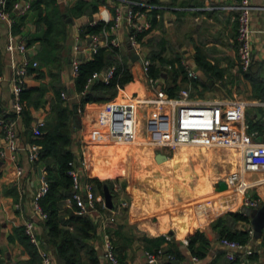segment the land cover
Returning <instances> with one entry per match:
<instances>
[{"label": "crops", "instance_id": "crops-1", "mask_svg": "<svg viewBox=\"0 0 264 264\" xmlns=\"http://www.w3.org/2000/svg\"><path fill=\"white\" fill-rule=\"evenodd\" d=\"M29 1L31 9L24 17H16L11 28L0 19V117L16 118L18 143L14 159L8 151L0 155V248L7 264H33V258L20 240V227L26 221L34 223L37 237L50 251L54 264H60L53 248L45 243V218L34 212L35 193L45 183L44 168L35 162L27 135L29 129L34 131L46 124L57 96L73 110L71 170L83 171L88 177L97 176L101 180L113 178L109 180L111 189L108 186L113 208L106 206L102 211L89 213L97 225L93 245L102 264H110L104 256L105 233L110 235L119 264H155L148 261L147 253L155 254L156 264H187L193 254L191 250L196 251L200 264H235L219 244L221 233L237 239L246 233V242L253 249L249 264H264V227L262 233L253 230L250 216L245 212L247 207L241 204L243 195L226 180L230 172L241 171L250 182L246 192L264 202V181H257L264 177V172L242 171L240 152L236 148L191 144L170 148L157 143L170 108L165 105L159 109L141 60V55H149L152 49H158L164 60L179 57L167 63L155 77L167 95L166 87L175 84L176 71L177 81L186 76L180 89L189 88L192 98L246 101L247 131L253 132L257 141L264 142V0H248L253 58L247 71L241 67L236 38V6L241 0L146 1L151 6L140 10H145L151 25L139 35V50L129 46L123 22L117 28L106 24L110 34L118 39V52L126 58L124 63L132 75L114 98L125 104L135 103L132 137L124 142L114 141L98 121L105 103L114 99L88 102L79 113L74 106L80 99V92L74 86L77 65L93 57L97 50L90 49L89 36L101 33L83 34V31L112 18L115 1L99 2L91 15L78 14L74 12L75 7L81 1L89 8L96 0ZM60 16L66 29L64 41L60 35L54 36L57 27L47 33V20H58ZM10 34H19L27 44L31 41L29 45L34 48L29 49L28 56L40 65L39 73H27L25 87L29 91L22 98L24 112L19 116L11 111V76L12 63L20 65L23 54L6 49ZM47 38H56V41L53 43ZM198 49L210 62L211 70L203 72L199 67ZM58 52L64 55L59 69L53 61ZM187 65L197 71V77H187ZM105 71L94 72L98 74L95 78L104 80ZM52 73L57 76L53 78ZM202 82H207L206 88ZM179 90L170 97H176ZM36 100H40L38 106L34 104ZM75 116L78 117L76 125ZM38 121L44 124L35 128ZM4 149L0 126V150ZM81 151L89 157L88 171L80 163ZM103 201L105 204L104 197ZM109 210L115 213L112 222L104 221ZM189 238H192L190 247L184 243ZM167 250L170 253H163Z\"/></svg>", "mask_w": 264, "mask_h": 264}, {"label": "built area", "instance_id": "built-area-1", "mask_svg": "<svg viewBox=\"0 0 264 264\" xmlns=\"http://www.w3.org/2000/svg\"><path fill=\"white\" fill-rule=\"evenodd\" d=\"M115 7L112 18L104 19V26L101 33L89 36L90 49L96 51L101 47H106L115 52V56L121 61L118 52L119 41L111 35L106 24L112 28H117L122 22L126 25V38L131 49L139 50V34L147 30L151 22L145 10L151 5L140 3L136 0H114ZM144 6L145 10L135 8V5ZM237 42L240 53L241 67L247 70L253 58L251 45L250 13L251 5L248 0H241L237 6ZM31 9L29 0H0V19L6 22L9 28L12 27L16 17H24ZM20 34V33H19ZM10 34L6 43V49L13 53L18 50L23 54V61L20 65L12 63V102L11 111L19 116L23 110L22 92L25 87V78L28 73V66H37L35 59H30L28 51L34 48L29 45L19 35ZM78 49L77 46H75ZM140 52V51H139ZM144 72L148 73L150 61L148 57L141 55ZM74 60L73 64L76 65ZM187 77L193 79L197 77V71L191 66H186ZM114 68H109L103 74V79L107 81L113 74ZM94 77L98 74L94 73ZM1 78V76H0ZM148 83L155 96V101L161 110L163 106H168L169 115L166 123L157 135L156 142L160 145L175 148L182 144L200 145L204 147H232L240 152L242 171H263L264 172V142L257 141L253 132H248V123L245 121L246 101L237 98H192L189 88L183 87L176 97L168 96L159 85L158 79L148 76ZM135 103H122L116 99L105 103L98 116L99 123L107 128L108 135L116 142H124L132 137L135 119ZM78 113L82 111L77 108ZM16 118L0 117V126L5 139V149L0 150V155H5L7 151L14 159L18 147ZM43 121H38L35 128L43 126ZM80 163L85 171L89 170V157L81 151ZM73 199L82 212L91 213L97 210L95 206L94 192L89 182V177L82 171L71 170ZM110 178L108 180H112ZM226 180L242 196L241 204L250 208H257L261 205L262 199L253 197L246 191L250 187V182L242 176L241 171L230 172ZM257 181L263 182L264 177ZM116 186V185H114ZM46 183L42 184L35 193L33 208L36 215L43 219L47 214L43 211L39 199L47 190ZM106 209L105 204H102ZM104 221L112 222L115 219L114 210H109ZM105 223V222H104ZM24 231L29 240L37 246L40 264H54L53 258L47 247L43 246L34 229L32 221L24 223ZM169 239L168 236H166ZM184 243H188L184 239ZM219 244L223 247L226 257L238 264H249L253 249L247 242H241L227 236L219 238ZM104 256L110 264H119L115 253L113 242L108 233L104 234ZM3 254L0 251V259ZM148 261L157 263V258L153 253H147ZM187 264H200L199 257L192 254Z\"/></svg>", "mask_w": 264, "mask_h": 264}, {"label": "trees", "instance_id": "trees-1", "mask_svg": "<svg viewBox=\"0 0 264 264\" xmlns=\"http://www.w3.org/2000/svg\"><path fill=\"white\" fill-rule=\"evenodd\" d=\"M101 1L103 2L105 0H96V3H92L89 8L80 1L76 4L74 12L91 15L97 9V6ZM136 1L146 3V1L150 2L154 0ZM135 8L144 9L145 7L140 4L135 5ZM47 23V33L50 28L57 27V29H54V36L60 35L61 40L64 41L66 37V29L61 16L58 17V20L48 19ZM58 26L62 27V29H59ZM103 26L104 23H94L86 28V31H83V34L100 32ZM47 40L55 43L56 38H52V40L47 38ZM30 42L31 41H29V43ZM63 56L64 55L59 52L54 54L53 61H56L54 66L58 69L60 63L62 64ZM147 57L150 61L147 74L154 78L161 74L162 68L167 63L179 59V57L176 56L175 59L164 60L161 58L158 49H152ZM32 59H34V57ZM124 60H126V58L121 56V61H119L115 56L114 51L106 47H101L96 53H94L91 59L79 63L74 75V86L78 92H80V99L74 103V106L78 108L84 106V104L88 102L114 99L118 90L122 88L126 82L132 79V75L127 65L124 63ZM196 60L203 72L211 70L210 62L205 59L204 54L200 49L197 50ZM39 67V63L37 66H32L30 64L28 66V72L38 71L39 73ZM110 67H113L114 71L107 81L97 79L92 75L94 72L107 70ZM179 72H182L183 75L184 70L182 67H180ZM52 76L55 78L57 74L52 73ZM177 76L178 75L175 71V84H170L166 87V92L169 96L177 94L182 86V81L186 80V76L183 75L180 81H177ZM202 86L206 88L207 82H202ZM27 91H29V89L24 87L22 98ZM39 101L40 100L34 101V104L38 106ZM51 109L52 111L48 115V121L46 124L40 129H35L34 131L29 129L27 134L29 136L28 140L32 147L35 162H38L43 166L44 181L48 186L47 190L39 199L43 211L47 214V217L43 222L45 228V243L48 247L53 248L57 261L60 264H102L97 254V250L93 245V241L96 238L97 225L89 213L81 211L72 196L73 188L70 171L73 167L71 160V116L73 110L69 108L68 103L60 96H57L54 103L51 104ZM89 180L94 192L95 206L97 210L102 211V204L104 203L103 184L106 183L111 189L110 181L101 180L97 176L89 177ZM20 230V240L24 249L29 252L30 256L33 258V264H40L37 247L25 234L24 227H20ZM221 236H227L241 242H246L248 239L246 233H242L239 239H237L238 237L233 235L230 236L226 233H221L219 237ZM191 239L192 238L188 239L189 247L192 244ZM0 251L2 252L1 248ZM191 251L193 254L195 253L197 255L196 251ZM163 253L167 254L170 252L167 250ZM232 263L238 264L236 261H232ZM0 264H7V262L2 258L0 259Z\"/></svg>", "mask_w": 264, "mask_h": 264}, {"label": "water", "instance_id": "water-1", "mask_svg": "<svg viewBox=\"0 0 264 264\" xmlns=\"http://www.w3.org/2000/svg\"><path fill=\"white\" fill-rule=\"evenodd\" d=\"M74 124H78V117L75 116L74 118ZM103 191H104V200H105V206L108 208H113V202L111 193L109 190L108 185L105 183L103 184ZM245 212L250 216V223L253 228V230L257 233H262L263 227H264V202L257 207V208H245Z\"/></svg>", "mask_w": 264, "mask_h": 264}]
</instances>
